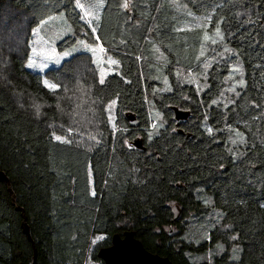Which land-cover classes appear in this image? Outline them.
<instances>
[{
  "label": "trees",
  "instance_id": "obj_1",
  "mask_svg": "<svg viewBox=\"0 0 264 264\" xmlns=\"http://www.w3.org/2000/svg\"><path fill=\"white\" fill-rule=\"evenodd\" d=\"M122 2L106 0L97 25L120 72L103 83L88 72L82 80L101 105L91 147L58 142L52 130L73 123L62 106L71 110L66 93L77 84L82 53L40 73L25 66L30 50L22 41L64 13L97 42L76 0H0V14L5 6L15 12L6 26L18 38L0 52V170L8 178L0 180V264H33L35 253L36 264H80L96 236H107L99 250L128 229L175 264H264V0H132L127 11ZM199 15L208 20L185 27ZM212 48L228 56L212 63L208 85L200 92L182 85V70L202 74ZM234 72L241 88L221 102ZM45 78L62 90L49 92ZM114 99L116 131L105 113ZM173 106L191 108L192 119L177 125ZM157 110L163 119L153 126ZM139 135L145 151L132 144Z\"/></svg>",
  "mask_w": 264,
  "mask_h": 264
},
{
  "label": "rangeland",
  "instance_id": "obj_2",
  "mask_svg": "<svg viewBox=\"0 0 264 264\" xmlns=\"http://www.w3.org/2000/svg\"><path fill=\"white\" fill-rule=\"evenodd\" d=\"M79 2V0H76V4ZM82 2H86V0H82ZM4 12L7 14H0V52L4 47L10 44L9 39L15 40L18 39L16 37V34L11 32L8 29L7 21L12 20V16L15 15L14 11H11L8 7H3ZM78 9V8H77ZM81 15V20L89 27V29L95 34V31L97 30V25L99 22V19L102 15L103 9H101L97 16L92 17L91 19H87V23L85 22L87 18V12H82L81 9H78ZM56 17V21L52 22L51 18ZM63 18L64 24L68 26L70 29V32H66L65 36L67 38H61L60 41H49V35L53 31L60 30L61 27V21L59 18ZM208 20V17L205 16H195L192 21L188 22L185 27L186 28H194L201 26L205 23V21ZM45 21H49L48 26H45L42 22L31 32H28L25 39H22V41L27 39V47L30 50V57L29 59L34 60V62L37 65H43V67H34L29 68L32 71L45 73L48 69L53 67H59L65 60L71 58L73 55L77 53H82V60L79 62L80 68L78 70V80L75 87H73L72 90H68V93L66 95L72 97L73 100L72 105L70 107L71 110H69V105L65 107L62 106L63 113L66 112L67 119H72V124H66L65 126H62L65 124L63 121L59 124H54L52 126L53 130V136H60L61 140H76L79 143L86 144V146L93 147L94 144L98 143L99 136L101 134V125L99 122L98 117V109H101L100 106L97 108L98 102H96V99L91 98L90 95V88L88 85H85V83H82V80L85 77V73H90V75L97 76L99 78V82L103 83L105 80L112 74L120 72V62L119 60L109 52L106 48L102 46L100 42H90L86 35L89 33V31L85 32V30H79L77 33V30L75 27L71 24V22L68 20L66 15L64 13L60 14H54L50 18H48ZM40 28V35L39 37L35 35L36 30ZM220 28H217V31L215 32V36L217 37V41L221 37V33L219 32ZM30 33V34H29ZM72 37H75V40L72 42ZM40 38H43L41 40ZM69 38V40H67ZM71 38V39H70ZM34 41H37L35 44ZM81 41L84 42L85 47H77L81 44ZM18 42V41H17ZM222 45L223 43L220 42ZM209 45V43H208ZM224 46V45H223ZM87 48H95L96 52L95 54H90L87 51ZM75 49L76 51L73 53L72 50ZM218 50V48H217ZM228 50V49H227ZM217 51V55H215V49L212 48V56L204 62V70L202 71V74H196L195 72H186L182 70V85L189 84L194 85L197 87V89L200 91L207 86V80H208V72L213 67V62H219L223 61V58H226L228 56V51ZM227 51V52H226ZM55 52V55L61 56V64L57 65L54 63L55 55L53 54ZM65 53L69 54V57L65 59ZM229 54H232L230 51ZM49 57H53V59H49ZM115 60L118 63L113 65L110 63V61ZM239 66V65H238ZM3 68H6L2 66L1 73H4ZM28 68V67H27ZM235 76L232 81L229 80V84L226 85L225 90L221 96V102H227L232 101V97L236 95L238 92V88H241L240 83L238 80H236V73L234 72ZM238 76V75H237ZM44 80H49L45 78ZM51 81V80H49ZM52 82V81H51ZM203 87V88H202ZM76 94V95H75ZM74 95V96H73ZM233 95V96H232ZM117 106H118V100L114 99L111 102H109L105 106V113L108 116L109 119V125L111 129L117 130V124H116V116H117ZM150 108H152V105L150 104ZM68 109V110H67ZM189 109L191 111V108H185ZM152 111V110H151ZM157 116L154 117L153 126L155 125V120L162 118V113L157 110L156 111ZM192 115V116H191ZM191 115L189 117H193V113L191 111ZM163 119V118H162ZM71 123V122H70ZM140 138L143 139L142 135L137 136L135 139ZM145 145V142H144ZM203 230V227L196 228L197 233H201ZM100 237H103V239H100ZM107 236L106 235H98L93 239V243L90 246L88 252L85 255V259L80 264H103L104 261L102 259H96L93 256V251H97L100 244L102 242L106 241ZM95 241V242H94ZM217 250V249H216ZM213 251L211 250L209 254H212Z\"/></svg>",
  "mask_w": 264,
  "mask_h": 264
},
{
  "label": "water",
  "instance_id": "obj_3",
  "mask_svg": "<svg viewBox=\"0 0 264 264\" xmlns=\"http://www.w3.org/2000/svg\"><path fill=\"white\" fill-rule=\"evenodd\" d=\"M173 110L177 125H181L191 115L190 110L178 106H173ZM128 119L132 126L138 125L137 119L133 114H129ZM132 144L140 151L146 150L143 139H134ZM0 180L8 181L7 176L1 170ZM24 232L32 240L30 229L26 222H24ZM97 255L105 264H175L169 257L148 250L137 237L136 231L131 229L122 233H115L112 236L111 245L101 247ZM36 261L37 254L35 253L33 264H36Z\"/></svg>",
  "mask_w": 264,
  "mask_h": 264
},
{
  "label": "snow or ice",
  "instance_id": "obj_4",
  "mask_svg": "<svg viewBox=\"0 0 264 264\" xmlns=\"http://www.w3.org/2000/svg\"><path fill=\"white\" fill-rule=\"evenodd\" d=\"M78 9H81L82 12H87V18L85 20V22L87 23V19H91L92 17L97 16L98 12L103 9V10H107V3L106 0H86V2H82V0H79V2L75 5ZM132 6V0H123V2L120 4V7L123 8L125 11H127V9L129 7ZM56 17L51 18L52 22L56 21ZM61 21V27L60 30L58 31H53L50 35H49V41L55 42V41H60L61 38H67L65 36L66 32H70V29L68 28V26L66 24H64L63 22V18H59ZM42 23L45 26H48L49 21H42ZM40 31L41 29L38 28L35 32V35L39 37L40 35ZM95 39L97 42L102 43V41L99 40L100 37V32L99 30L95 31ZM41 40H43V38H40ZM37 41H34L33 43L35 44ZM77 47H85L84 42L81 41V44L78 45ZM76 50L73 49L72 52L74 53ZM87 51L90 54H95L96 49L95 48H87ZM55 55V52L53 53ZM69 57L68 53H65V59H67ZM49 59H53V57H49ZM61 56L60 55H55V59H54V63L57 65L61 64ZM110 63H112L113 65L117 64L118 62L115 60L110 61ZM28 68H34V67H43V65H37L34 60L29 59L28 63L25 65ZM43 86L51 93L54 94H58L61 90H62V85L55 83V82H51L49 80H44L42 81ZM211 131V130H209ZM55 139L59 142L61 140L60 136H55ZM91 195L93 197H95L97 195V193L93 190L91 192ZM205 204L209 203V201H203ZM230 227V226H229ZM232 240H237L239 239V237L237 235H232L230 237ZM100 239H103V237H100ZM95 242V241H94ZM201 241H196V243H200ZM204 242H212V233H206L204 236ZM219 249H220V253H223L225 251V247L222 244H217L216 245ZM209 259V257H208ZM232 260L238 261L241 259L239 252L237 251V249L233 248L232 249V256H231Z\"/></svg>",
  "mask_w": 264,
  "mask_h": 264
},
{
  "label": "bare ground",
  "instance_id": "obj_5",
  "mask_svg": "<svg viewBox=\"0 0 264 264\" xmlns=\"http://www.w3.org/2000/svg\"><path fill=\"white\" fill-rule=\"evenodd\" d=\"M111 243H112V239H111ZM97 257H98V255H97ZM99 258V257H98ZM100 259V258H99Z\"/></svg>",
  "mask_w": 264,
  "mask_h": 264
}]
</instances>
